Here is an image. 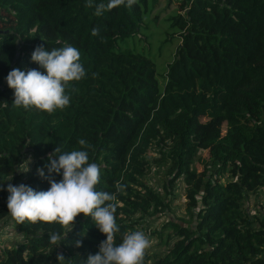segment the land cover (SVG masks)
Segmentation results:
<instances>
[{
    "label": "trees",
    "instance_id": "1",
    "mask_svg": "<svg viewBox=\"0 0 264 264\" xmlns=\"http://www.w3.org/2000/svg\"><path fill=\"white\" fill-rule=\"evenodd\" d=\"M155 1L98 17L87 0H0V199L6 180L22 177L16 171L26 155L35 166L26 183L47 191L48 179L37 169L53 150H86L101 169L97 190L117 196L119 244L131 232L123 218L146 208L137 187L154 144L173 158L192 206L201 186L203 193L194 227H177L166 253H146L145 264H264V226L255 225L244 205L247 193L264 189V0H180L182 12L171 25L180 42L162 76L153 56L120 46L141 31ZM93 28L99 36L91 35ZM69 44L86 70L66 90L69 106L52 114L14 106L7 74L43 72L31 61L34 48ZM79 139L89 146L82 149ZM198 150H207L214 169L208 179L193 167ZM6 216L8 209L0 210V220ZM12 231L22 238L0 248V264H58V254L66 264H82L106 239L83 214L70 232L27 221L15 222ZM52 232L67 233L59 246L49 242Z\"/></svg>",
    "mask_w": 264,
    "mask_h": 264
},
{
    "label": "clouds",
    "instance_id": "2",
    "mask_svg": "<svg viewBox=\"0 0 264 264\" xmlns=\"http://www.w3.org/2000/svg\"><path fill=\"white\" fill-rule=\"evenodd\" d=\"M137 3L138 0H108L107 4H96L94 0H87L86 7L94 8V14L99 17L113 8H130ZM99 34L98 28L92 29V36ZM31 61L44 71L30 69L25 72L13 68L6 76L7 86L14 90L13 105L47 114L67 108L71 99L66 92L69 85L86 77L79 49L69 44L47 51L38 45L31 53ZM78 144L82 149L89 146L84 139H79ZM44 168H47V177ZM44 168H38L37 174L48 179L50 187L47 191H35L25 184H8L6 188L9 193L8 213L17 224L25 221L32 224L56 223L70 232L75 218L83 214L91 219L106 239L99 244V251L89 254L82 264H145L150 240L144 232H130L117 244L116 235L120 231L115 215L117 196L97 190L101 169L96 163L89 162L86 150L61 152L57 147L49 155ZM52 174L60 175L61 179H49ZM123 189L124 185H117V192ZM66 234L52 232L49 242L59 246ZM75 246L80 247L81 241L77 240ZM66 261L63 254L57 255L58 264H66Z\"/></svg>",
    "mask_w": 264,
    "mask_h": 264
},
{
    "label": "rangeland",
    "instance_id": "3",
    "mask_svg": "<svg viewBox=\"0 0 264 264\" xmlns=\"http://www.w3.org/2000/svg\"><path fill=\"white\" fill-rule=\"evenodd\" d=\"M180 4V0H156L144 12L141 31L134 39L127 40L125 44L120 43L121 47L136 48L153 56L159 76L165 73L168 64L174 59L175 48L180 42L179 32L171 26L179 12H182ZM0 29H3L1 24ZM144 158L146 168L144 175L139 179L137 192L146 208L126 216L123 220L130 223L131 232L142 231L149 238L150 247L146 253L164 255L175 242L177 227L189 229L194 227L193 221L196 220L194 214L200 207L203 187L201 186L195 195L196 205L192 206L187 195L189 185L184 176L175 171L173 158L164 155L161 147L154 144L146 150ZM193 167L200 178L211 177L209 172H213L214 169L209 164L207 150H198ZM33 169H35L33 158L26 155L16 171V174L22 177L16 182L6 180L1 186L4 198L0 199V210L8 209L9 193L6 191L8 184L28 185L26 178ZM226 179L227 176L222 177V180ZM244 205L255 225L264 226V189L259 188L254 193H247ZM14 225L15 221L10 213L0 220V248L17 244L22 238L21 234L17 235L16 231H12Z\"/></svg>",
    "mask_w": 264,
    "mask_h": 264
}]
</instances>
